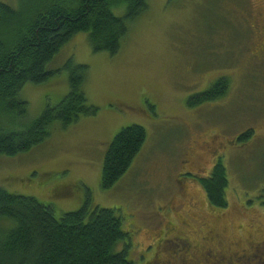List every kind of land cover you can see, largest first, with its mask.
I'll return each instance as SVG.
<instances>
[{"label":"rangeland","instance_id":"374dc122","mask_svg":"<svg viewBox=\"0 0 264 264\" xmlns=\"http://www.w3.org/2000/svg\"><path fill=\"white\" fill-rule=\"evenodd\" d=\"M22 1L0 3L18 9ZM147 6L129 24L116 54L93 52L88 33H77L48 63L53 74L46 81L22 87L19 97L35 118L68 93L61 67L72 59L89 67L83 90L98 112L66 128L54 123L50 135L30 151L0 156V188L33 196L57 217L86 201L117 209L132 239L128 259L135 264H147L156 251L167 252L154 245L162 236L155 214L161 207L170 211L160 228L171 221L196 247L204 230L214 228L222 248L250 249L264 240V204L258 199L264 188V52L252 58L264 42L256 22L263 18L264 37V0H147ZM111 11L122 17L125 7ZM222 75L229 80L224 98L188 105ZM130 125L145 129V142L124 175L103 189L105 152L115 134ZM248 130L253 134L241 140ZM209 136L220 143L226 208L208 207L197 183L187 184L186 198L178 191V180L189 178L187 169L197 176L209 173L211 162L201 155ZM235 137L240 140L221 147Z\"/></svg>","mask_w":264,"mask_h":264},{"label":"trees","instance_id":"16d2710c","mask_svg":"<svg viewBox=\"0 0 264 264\" xmlns=\"http://www.w3.org/2000/svg\"><path fill=\"white\" fill-rule=\"evenodd\" d=\"M121 5L125 13L117 17L111 8ZM147 7V0H23L18 9L0 3V156L30 151L50 135L54 123L66 128L82 116L97 114L83 90L89 67L72 59L61 67L68 75V93L35 118L29 117L19 92L25 84L42 83L53 74L48 63L77 33H88L93 52L116 54L129 24ZM228 91V78L219 76L207 90L189 98L188 105L222 99ZM252 134L248 130L240 139ZM145 138L139 125L115 134L104 155L101 188L112 187L124 175ZM186 181L202 188L208 207H227L228 180L220 159L207 175L179 179L180 194ZM258 199L264 204V188ZM158 241L157 249L163 246ZM131 247V236L115 208L92 207L86 201L78 210L57 217L51 206L33 196L0 188V264H135L128 259Z\"/></svg>","mask_w":264,"mask_h":264},{"label":"flooded vegetation","instance_id":"af4514ba","mask_svg":"<svg viewBox=\"0 0 264 264\" xmlns=\"http://www.w3.org/2000/svg\"><path fill=\"white\" fill-rule=\"evenodd\" d=\"M262 20V17H257L256 19L260 40L264 39L263 35L261 34ZM252 30H254L253 26ZM258 50H256V52H254L252 55L258 57L262 52H264V42H259ZM207 139L208 140L204 141V148L201 152V155H204L209 159L212 169V166L218 160L217 155L219 153L218 149L220 147V143H213L214 136H209ZM236 139L239 138L235 137L227 140L225 143L223 142L221 147L225 148L226 146L235 143ZM216 144L218 145L215 146ZM185 155L187 156V152ZM183 162H187V160L185 159ZM186 171H188V174H194L191 172V170L187 169ZM190 181H186V185L181 187L183 191L181 195L184 196V198L188 196L185 188L189 187L187 184H191ZM160 209V212H155V214H158V218L156 217V226L159 230L158 235L161 236L162 234V238L160 237L158 242L163 245V250L167 252L164 254L159 252L155 253V257L151 258L147 264H252L254 263V260L255 262H257L258 259H262L264 261V240L253 244L250 249L231 251L226 247L222 248L223 242L219 239L220 235L217 233V230L214 228H207L201 235L202 241L200 242V245H197L199 247L198 248L192 244L187 233H184L183 235L176 229L175 225L171 221L167 220L166 225L160 228L163 220L166 219L168 214L167 211H170V208L167 207L165 209ZM181 223L184 226H188L186 221H181ZM167 243L168 245L170 244V246H173V248H168ZM258 251H262V253L260 252L259 254Z\"/></svg>","mask_w":264,"mask_h":264}]
</instances>
